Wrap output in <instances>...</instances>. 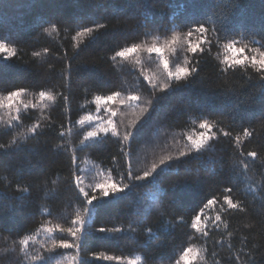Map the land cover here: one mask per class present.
<instances>
[{
	"label": "trees",
	"instance_id": "16d2710c",
	"mask_svg": "<svg viewBox=\"0 0 264 264\" xmlns=\"http://www.w3.org/2000/svg\"><path fill=\"white\" fill-rule=\"evenodd\" d=\"M147 2L151 5L148 9L150 18L154 22L167 24L169 31L154 32L152 36L140 37L146 44L157 42L156 37H159V43H163L165 39H170L174 32H187V28L173 29L169 21L170 13L166 7V0H147ZM175 2L177 7L172 9V12L178 13L181 17H200L216 10V4L221 3V0H199V7L184 9L179 5L186 0H175ZM132 3L133 0H0V31L22 41L20 44L5 41L9 43V47H16L20 53V59L14 58L7 75L18 81L16 86L29 89L27 95L22 97L25 103H37V108L29 110L28 118L24 119V127L18 131L30 137L33 134L28 133L27 129L34 123L39 122L43 127V134L38 138L18 137L24 145L23 151L0 153V216L3 217L5 226L11 229V232L0 234V255L3 257L0 258V264H12L17 258L23 260V264H38L33 261L34 256L44 254L43 250L50 248L52 243L59 239L69 238L66 234L58 232L46 233L41 230V226L54 227L60 224L62 227H69L71 220L77 214L85 216L87 223L91 225L89 232L101 226L127 228L130 219L135 218L133 213L138 205L136 193L118 204L110 205L100 213L93 210L90 214H86L85 205L79 202L74 188L69 186L76 168L80 170L76 172L82 179L80 186L86 190L90 184L100 179L96 175L98 171L102 169L105 173L113 169L124 171L129 161L133 173L140 175L143 170L151 166V163L183 150L186 145L183 137L199 131V120L195 119V116L189 120L170 111L171 106L177 104L175 95L160 101L152 120L142 130L141 138L143 133H150L154 142L143 144L140 140L133 141L131 147L124 148V154H121L120 143L112 137L102 140L92 148H83L81 145L83 132L89 129L83 126L81 131L82 126L79 124L74 123V126L68 124L69 120L78 121L82 115L91 114L94 117L97 115L95 104L89 103L94 95H107L109 89L118 90L116 86L126 90L136 89L135 76L120 71L119 61H110V57L114 54L113 49L122 46L125 38L138 42L137 37L142 30L137 27L138 17L135 15L134 7L128 6ZM239 3L240 8L236 10L233 18L236 20L244 18L250 28H258L260 20L264 19V0H239ZM231 4L232 0H222L223 8H228ZM57 18L72 22L79 27L91 26L92 20L106 23L108 27L97 33L95 40L88 36L79 38L87 41V46L69 61L63 57L65 52L68 57H73L76 51L75 41L72 40L75 31L69 30L65 24L57 25V30L50 32L43 30L51 28L50 23H43L41 27L43 21L55 22ZM176 23H179V20ZM76 30L79 28L77 27ZM209 35L212 36V33L210 32ZM245 44H249L248 39H244L243 44L238 46ZM249 47L257 46L249 45ZM45 48L49 50L47 53L44 52ZM33 52H40L41 55L34 57ZM177 52L179 60L176 62H183L184 52L179 48ZM224 55L222 47H213L210 55L198 57L201 61L200 76L204 78V84L209 92L218 91L225 85L240 88L247 81V76L240 73L236 75L231 71L227 74L220 73L219 66ZM139 59L146 74L155 75L163 80L158 60L152 62L154 58L149 57L147 53H141ZM188 59L191 60V54H188ZM69 62L74 65L86 64L84 77L92 79L100 76L103 88L99 89L93 84L85 93L78 82L74 81L69 86L67 76L65 75L64 78L59 76ZM113 64L114 67L111 66ZM41 89L56 93L63 92L68 96V102L62 105L45 102L41 105L38 102V92ZM255 92L256 89H249L244 95L251 96ZM140 94L147 101L149 95L142 90ZM199 94V86L191 91L194 97ZM230 106L227 102L222 104L217 101L216 110L209 115V119L223 121L217 127L230 132L231 136H220L218 141L212 142V147L208 150L187 158L180 165L179 175L172 171L162 174L159 191L163 207L159 211L153 209L148 223L152 224L161 219L165 209L167 213L162 217L164 226L160 229L159 239L150 241L146 248L147 253L152 257L147 264H161L158 259L160 256L171 255L186 240L187 237L182 231L183 226L173 224L176 217L183 215L185 220L190 222L191 216L207 198L216 196L222 201L223 196L227 194L224 190L228 187L233 189L231 195L234 202L244 203L246 210L223 213L222 218L228 223V229L225 230L221 225L219 230L211 233L207 244L203 240L191 241L197 248H207V251L201 252L204 257L201 264H231L228 257L245 244L249 250L259 248L255 256L258 264H264V200L258 198L264 194V188H261L264 175L260 174L264 169H260L259 165V161H264V118L258 117L259 105L254 104L252 111L257 114V118L251 125L243 124V127L250 128L254 135L246 139L243 136V128L239 124H232L228 119ZM143 107L144 104L136 108L117 106L116 119L121 133L126 125L140 115ZM6 119L7 113L0 109V129H3ZM49 124L52 127H48ZM62 124L72 128L71 132L65 131L63 138L59 135L64 130L60 127ZM158 126L160 131H157ZM235 136H240L243 141L241 145L234 144L232 138ZM10 139L9 135L0 140V143H6ZM123 143L128 145V141ZM57 146H63V149L55 151ZM76 148L83 150L75 153L78 160L74 165L71 155ZM238 149L245 153L258 152V160L250 163L246 174L237 170V162L240 159ZM129 151L132 153L131 157L127 155ZM197 172L200 181L198 184H193L191 181ZM113 177L118 179L115 172ZM177 180H187L188 183L173 187ZM124 182L128 183L127 180ZM25 187L29 191L21 194L18 188ZM249 188L253 189L255 197L248 191ZM54 189L62 192L57 198L50 195ZM140 191L143 190L137 189V192ZM11 197L17 198L10 199ZM205 214L214 216L216 210L209 212L205 209ZM29 235L34 239L30 240L26 247L19 245V240ZM146 239V236L138 232L135 238L128 237L110 243L96 242V246L86 249L79 255L90 256L95 252L100 256H123L125 259L136 260L137 264H144V253L138 250V244ZM221 240L222 244H213V241ZM183 246L186 247L187 244L184 243ZM20 248H24V251H20ZM4 249L8 251L4 252ZM76 255L75 249L63 251L61 264H73L72 258Z\"/></svg>",
	"mask_w": 264,
	"mask_h": 264
},
{
	"label": "snow or ice",
	"instance_id": "6c2138e0",
	"mask_svg": "<svg viewBox=\"0 0 264 264\" xmlns=\"http://www.w3.org/2000/svg\"><path fill=\"white\" fill-rule=\"evenodd\" d=\"M134 7L135 15L138 17L137 27L142 31L139 32L137 41H130L127 38L123 41L122 46L113 49L114 54L110 57V61H119V70L126 71L128 74L135 76L137 87L134 90H126L116 86L118 90L109 89V94H96L92 101L96 107L97 115L94 117L91 114L82 115L78 121H68L69 125L79 124L83 131V126H87L89 130L83 132V140L81 145L83 148H92L99 144L102 140L109 137L115 138L121 145V154H124L125 147H131L132 142L140 140L143 144L152 143L153 138L150 133H143L142 130L153 117V114L158 110L159 103L162 99L169 96L177 97V104L171 106L170 111L176 113L181 118L192 120H199V131L193 134H188L183 137L186 141L185 148L179 150L175 155L169 154L158 160V162L151 163L149 168L142 171V174L135 175L132 171V165L129 161L127 168L124 171L113 169L105 173V170H100L96 173L99 180L90 184L86 190L81 187L82 179L79 168L73 173V177L69 182L76 192L77 199L84 207V212L90 214L93 210L97 213L102 212L110 205L118 204L134 192L137 195L138 205L133 213L134 219H130L129 226L107 228L104 226L95 228L93 232H89L90 224L87 223L85 216L77 214L71 220V226L62 227L56 224L54 227L41 226V230L46 233H61L66 234L68 239H59L52 243L50 248L43 250L44 254L36 255L32 259L38 264H61V257L63 251L75 249L77 255L72 258L73 264H137L134 259H125L123 256L114 255H97L92 252L90 256L79 255V253L86 249H91L96 246V242L110 243L112 241L122 240L128 237L135 238L138 232L142 233L147 239L143 243L138 244V250L144 253V264L152 259L147 253L146 248L148 243L154 239H159L160 229L164 226L163 214L161 219L155 223L149 224V218L153 209L159 211L163 205L160 197V179L163 173L172 171L179 175L180 165L187 158L193 154H200L212 147L213 141H218L220 136L230 137L228 131L217 127L222 123L221 120H210L209 115L216 110L217 101L220 103H229L231 106L228 109V119L232 124H239L243 128V136L246 139L253 137L254 132L248 127H243L247 123L251 125L257 114L252 111L254 104L259 105V118H264V19L259 22L258 28H250L248 21L244 18L239 20L234 19V14L240 8L239 0H232V4L228 8L222 7L221 3H217L214 11L209 15L193 17H181L178 13L172 12V9L177 7L175 0H166V7L169 10V21L172 23L173 29L187 28L186 33L174 32L170 39H165L163 43H159V37H156L157 42L146 44L140 37L152 36L154 32L169 31L167 24L163 22H154L148 13L151 5L147 0H133V3L128 5ZM199 0H186L180 3L181 9L187 7H199ZM179 20V23L176 21ZM43 23H50L51 28L43 29L45 32L57 30V25L65 24L69 30L75 31L72 40L75 41L76 51L73 57H68L67 52L64 53L63 59L71 61L76 55L87 46V41L79 38L88 36L92 40L97 38L96 34L100 33L102 29H106V23H99L96 20L91 21V26L79 27L72 22L57 18L55 22L43 21ZM79 30H76V28ZM212 33V36L209 33ZM195 37V40H193ZM213 37L215 39H213ZM240 37V39H236ZM244 39H248L249 44H243ZM10 41L13 44H20L22 41L19 38H14L10 34L0 31V109L7 113V119L4 120V127L0 129V140L7 136L11 139L6 143H0V153L8 154L12 151H23L24 145L21 144L18 137L25 136V133L18 130L24 127V119L28 118L30 109L37 108V103H25L22 97L27 95L29 89L27 87H18V81L10 78L7 73L10 71L14 58L20 59V53L16 47H9ZM226 41L225 43H221ZM206 45L207 47H204ZM249 45H256L257 47H249ZM213 47H222L225 55L219 66L221 74H227L229 71L236 75L240 73L247 76V81L240 88L222 86L219 90H212L209 92L207 86L204 84V78L200 76V59L205 54H211ZM181 49L185 54L183 62H176L179 60V53L177 49ZM47 48L44 52H48ZM141 53H147L149 57L159 61L161 69L160 75L163 80L155 75H148L145 72L144 66L141 64L139 56ZM188 54H191V60L188 59ZM34 57H39L40 52H33ZM61 59V58H58ZM131 61V63H129ZM112 67L115 64L111 65ZM87 65H80L69 62L65 65L64 71L59 73L61 78L65 75L69 81V86L72 82H78L80 87L87 93V89L93 84L97 88H103L102 78L96 76L92 79L84 77V69ZM51 71V69H49ZM251 72V74H250ZM200 87V94L192 96L191 91ZM256 89V92L251 96H245L244 93L249 89ZM140 90L149 95L145 101L140 94ZM187 93V94H186ZM179 94V95H177ZM68 96L63 92H52L41 89L38 92V102L43 105L45 102L52 104H60L68 102ZM141 104L144 107L141 109L140 115L135 120L131 121L125 126L123 133L120 131L119 123L117 122V106L127 108H136ZM104 113V115H99ZM48 127H52L51 124ZM62 130L59 135L64 137L65 131L71 132V127L65 125L60 126ZM215 129V131H214ZM157 131H160L159 126ZM28 133L33 134L25 139H35L43 134L42 125L37 122L27 129ZM15 133V134H14ZM234 144L239 146L243 143L240 136L232 138ZM124 141H128V145H124ZM91 142V143H89ZM63 146H57L55 151H60ZM82 148L74 149L71 155V161L75 165L78 156L77 151H82ZM239 150V149H238ZM131 157L132 153H127ZM240 159L238 163V172L246 174L249 170L250 163L258 160L257 151H249L245 153L239 150ZM260 169H264V161H259ZM113 172L116 173L118 179H114ZM264 175V171L260 173ZM127 180L128 183L124 181ZM200 175L197 172L193 177L191 183L198 184ZM188 183L187 180H177L173 187ZM261 188H264V182L261 183ZM137 189L143 191L137 192ZM18 191L23 194L29 191L28 188H18ZM227 194L223 196L222 201L218 200L216 196L207 198L200 206L195 214L191 216L190 222L185 220L183 215L176 217L173 221L174 225L183 226L182 231L187 237L183 243L175 249L171 255L160 256L158 259L161 264H201L204 261L202 251H207V248H197L191 241L203 240L205 244L209 240L211 233L220 229L221 225L227 230L229 225L222 218L223 213L228 211L244 212L245 205L240 201L234 202L232 198L231 187L224 190ZM255 197L253 189L249 188ZM62 192L59 189H54L50 195L57 198ZM11 197L10 199H16ZM258 198L264 200V194ZM150 202V203H149ZM205 209L211 212L216 210L214 216L206 215ZM91 218V217H89ZM136 225V227H133ZM211 225V227H209ZM175 228H173V231ZM11 232L9 227L5 226L3 217L0 216V234L3 232ZM39 231V230H38ZM191 233L190 235L188 233ZM18 235V233H12ZM171 235V232H169ZM34 239L33 236H25L19 240V245L27 246L29 241ZM186 243L187 246H183ZM223 241H213V244H222ZM24 251V248H20ZM7 252L8 249H4ZM15 251V248L13 249ZM259 252V248L249 250L245 244L238 251L232 253L228 259L231 264H258L255 253ZM213 255H215L213 253ZM0 258H3L0 255ZM12 264H23V260L17 258Z\"/></svg>",
	"mask_w": 264,
	"mask_h": 264
}]
</instances>
